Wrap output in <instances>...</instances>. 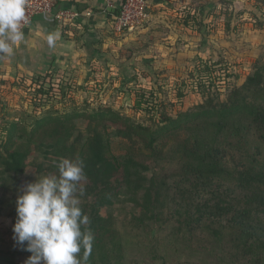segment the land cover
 Listing matches in <instances>:
<instances>
[{
  "label": "trees",
  "instance_id": "1",
  "mask_svg": "<svg viewBox=\"0 0 264 264\" xmlns=\"http://www.w3.org/2000/svg\"><path fill=\"white\" fill-rule=\"evenodd\" d=\"M205 89L201 104L175 117L162 114L156 127L108 107L81 114L85 130L75 128L73 116L45 117L29 129L14 123L0 142V218L16 222L21 194L14 182L26 173L31 152L49 161L36 164L43 175H58L62 157L79 158L86 175L81 206L90 220L85 227L94 234L87 264H264V65L242 85L228 86L224 100ZM17 136L22 140L15 142ZM114 139L122 154L114 152ZM121 197L133 206L125 221L112 212ZM126 224L141 232L130 249L119 229ZM195 236L202 248L217 244L214 262L177 260L167 249L171 241ZM14 243L13 251L0 248V264L31 255Z\"/></svg>",
  "mask_w": 264,
  "mask_h": 264
},
{
  "label": "rangeland",
  "instance_id": "2",
  "mask_svg": "<svg viewBox=\"0 0 264 264\" xmlns=\"http://www.w3.org/2000/svg\"><path fill=\"white\" fill-rule=\"evenodd\" d=\"M188 6H175L176 12L171 6L168 13L162 14V22H149L147 18L132 30L125 27L114 33L115 39L123 42L110 47L108 60L99 63V75L90 72L83 82L55 75L36 79L39 88L37 83L24 82L18 87L15 79L13 87L0 95V142L5 141L14 123L29 129L45 117L67 120L73 116L75 128L85 130L87 122L80 115L104 107L135 123L156 127L162 114L175 117L201 104V94L207 93L205 86L218 91L224 100L228 86L242 85L255 67L264 65V0H194L190 10ZM148 23L151 27L146 29ZM211 81L215 85L209 84ZM43 87L46 91L39 93ZM18 137L15 142L22 140ZM113 150L123 153L117 139ZM41 163L48 166L49 161L42 153L31 152L26 173L14 182L16 192L22 194L27 183L43 176V172H36V164ZM132 207L128 199L121 197L112 212L125 221ZM14 224L6 217L0 218V248L4 251L16 248ZM130 226L119 228L128 249L141 234L130 232ZM197 238L171 241L167 249L177 260L196 256L214 262L210 254L218 251L217 244L209 241L202 248ZM28 257L16 256L14 263L25 264Z\"/></svg>",
  "mask_w": 264,
  "mask_h": 264
},
{
  "label": "clouds",
  "instance_id": "3",
  "mask_svg": "<svg viewBox=\"0 0 264 264\" xmlns=\"http://www.w3.org/2000/svg\"><path fill=\"white\" fill-rule=\"evenodd\" d=\"M27 0H0V57L11 56L14 45L24 41ZM60 33L47 35L53 47ZM57 174L27 183L16 200L13 239L31 253L25 264H87L94 234L82 209L86 180L84 161L60 158ZM83 255L81 256V252Z\"/></svg>",
  "mask_w": 264,
  "mask_h": 264
},
{
  "label": "crops",
  "instance_id": "4",
  "mask_svg": "<svg viewBox=\"0 0 264 264\" xmlns=\"http://www.w3.org/2000/svg\"><path fill=\"white\" fill-rule=\"evenodd\" d=\"M193 1L145 0L148 21L157 22L162 19V14L169 12L171 6H180L182 3L192 6ZM111 2L115 7L114 12L106 10V0H57L56 9L82 10L77 19L66 25L57 24L48 14L35 15L22 30L24 41L13 46L11 56L5 54L0 57V95L13 87L11 84L15 79L19 87L20 80L31 83L42 77L64 75L83 82L90 72L94 75L97 72L99 75V63L102 59L108 60L112 49L110 47L120 46L124 40L115 39L113 30V18L124 0ZM191 6H188L189 10ZM174 11H177L176 7L172 12ZM191 11L195 12V9ZM145 25L146 29L151 27V23ZM143 28L141 25L140 29ZM56 31L60 33V37L53 47H49L47 35Z\"/></svg>",
  "mask_w": 264,
  "mask_h": 264
},
{
  "label": "built area",
  "instance_id": "5",
  "mask_svg": "<svg viewBox=\"0 0 264 264\" xmlns=\"http://www.w3.org/2000/svg\"><path fill=\"white\" fill-rule=\"evenodd\" d=\"M56 4L57 0H27L26 21L22 25V30L38 14L51 15L59 25L71 24L80 16V13L76 10L56 9ZM106 10L114 12L115 7L111 0H106ZM87 15L89 14L87 13ZM146 18V3L144 0H124L120 8V14L115 15L113 18V30L115 33L122 32L125 27L132 30L143 23Z\"/></svg>",
  "mask_w": 264,
  "mask_h": 264
}]
</instances>
